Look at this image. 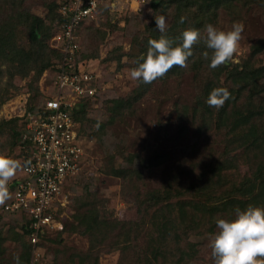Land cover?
Wrapping results in <instances>:
<instances>
[{
    "label": "rangeland",
    "instance_id": "rangeland-1",
    "mask_svg": "<svg viewBox=\"0 0 264 264\" xmlns=\"http://www.w3.org/2000/svg\"><path fill=\"white\" fill-rule=\"evenodd\" d=\"M60 1L0 0V154L21 163L17 134L20 115L24 108L36 107L43 103L47 94L54 93V65L58 63L59 48L52 40V32L59 27L57 5ZM150 2L117 0L105 3L80 27L82 60L99 74L102 89L95 98L82 103L83 111L79 110L83 113L80 122L87 156L82 170L69 184L71 194L62 209L66 232L48 241L45 264H79L77 256L73 262L71 256L86 251L95 235L90 237L89 233L82 234L70 226L75 216L84 214L88 207L96 213L98 221L105 220L97 223L106 239L101 245L105 243L107 247L102 252L101 264H167L161 257L155 258L156 243L149 239L148 220L158 217L160 228H169L163 210L172 208L179 212L173 205L195 198L193 194L199 195L196 189H203L206 184L213 195H226L227 191H221L218 183L220 172L227 177L225 185H230L250 170L242 148L233 137L234 130L241 127V103L250 88L241 79L249 80L248 75L229 74V69L219 72L218 76L212 75L215 69L209 67L210 60H204L197 65L199 69L174 71L150 84L130 78L131 69L146 54H138V45L133 44V40L145 30L152 16L164 14L161 11L152 14ZM163 16L169 24V16ZM35 19L38 23L36 40L31 38ZM234 22L244 27L228 68L242 62L259 68L261 88L264 85V2L235 1L219 9L213 26L226 31ZM210 87L232 91L230 99L219 110L206 103ZM258 96H263V92ZM116 99L124 101L120 107H116ZM254 118L250 122L258 119ZM247 125L244 124L243 129ZM254 153L262 155L258 149ZM235 155L240 157L238 169L231 161ZM115 168L131 170L133 176L123 181L121 175L112 173L111 169ZM20 169L9 182V191ZM82 177L95 192L94 198L89 200L93 204L88 207L81 205L82 200L85 201ZM200 196L201 200L203 195ZM242 201L243 208L235 205L241 210L250 204H246L243 197ZM137 202H143L145 216L137 214ZM219 202L214 201L215 216L226 213L218 210ZM253 205L259 206V199ZM234 213L229 209L226 218H232ZM196 214L202 217V220L196 218L200 224L211 219L209 215ZM173 218L179 221V213ZM135 219L144 220L139 230L130 225ZM188 230L181 225L179 233L181 246L188 248L192 244L195 249L188 264H213L209 241L217 230L216 224L213 227L193 225ZM0 232L5 238L2 244L5 255L0 258V264H15L13 256L21 259L28 246L21 220L3 211L2 205ZM169 235L176 238L175 231Z\"/></svg>",
    "mask_w": 264,
    "mask_h": 264
},
{
    "label": "trees",
    "instance_id": "trees-1",
    "mask_svg": "<svg viewBox=\"0 0 264 264\" xmlns=\"http://www.w3.org/2000/svg\"><path fill=\"white\" fill-rule=\"evenodd\" d=\"M238 0H151L149 6L152 8V14L153 12H164V14H167L169 16V24H168V30L167 35L172 38H176V42L179 43V36L180 33L186 29V28H195L200 30L201 35H204V28L207 24L215 25L216 19L218 16L219 9L232 5L233 2ZM259 2H264V0H257ZM59 4V3H58ZM104 5V4H103ZM100 5V8L103 6ZM162 14V15H164ZM157 15L155 14L154 18L151 17V22L146 25V28L144 31H142L141 35L139 37H136L133 40V44L138 45V54L140 53H146L148 48V40L149 39H157L161 35L159 31L156 29L155 24V17ZM159 16V15H158ZM184 16L186 17V20L184 23H179L180 17ZM64 20V17L60 15L58 12V5H57V24L59 25ZM38 23L35 19V21L32 24L31 28V38L34 40L37 39L38 34ZM55 30H53L54 32ZM52 32V34H53ZM81 48V45H80ZM204 51L210 50L206 48V46L203 44V42L198 43L193 46V55L189 57L188 60V67L190 69H196L197 65L199 63L204 62V58L202 56V53ZM57 58L56 61L61 60V52L57 50ZM83 58L82 55V48L80 49V59ZM83 61V60H82ZM229 64L231 62H228L225 65L219 66L215 68V70L212 73L215 74V76H218L219 72H222L225 69H229V74H246L250 77L249 80L241 79L245 82L246 85H250V88L247 92V96L245 97L244 101L241 103V109H240V117L241 122L239 127V130L235 131L233 133V137L235 138V141H237L238 147L242 148V154L246 158V163L250 167L249 171L245 172V175L243 178H241L238 181H234L233 183H230V185H225L224 183L227 180V177L223 175V172L219 174V179H217V182L219 180V186L221 191H227L226 195H220L217 196L213 195L210 190L208 189V185L206 184L203 189H196L199 195L193 194L195 198L185 201L183 204L182 202H176L173 206H176L178 208L179 212L172 211V208L170 210H166L164 212L165 218L169 221V228L161 229L160 228V221L158 220V217H153L152 219L148 220V230L149 232V239H152L156 243L155 247V258L158 259V257H161L162 261L166 262L167 264H188V261L190 258H193L195 249L192 248V244L188 246V248L185 245V248L181 246V239L179 238L180 233V226L184 225L185 228L191 229V226L197 225L201 227H213V224H215V221L217 218H226V215L228 214L229 209L233 210L235 212V209L237 206L236 204H240L242 206V197L245 199L246 204L250 203L253 204V202H257L259 199V206L264 205V85L262 87H259L258 80L261 77L259 68H251L249 67L247 62H242L241 64L235 63L232 65L231 68L229 67ZM56 68V65H54ZM241 66V67H240ZM240 67V68H239ZM54 68V69H55ZM187 68H180L178 66L173 67L168 73L172 74L174 71H180L184 72ZM198 68V67H197ZM199 69V68H198ZM201 72V70H200ZM199 72V73H200ZM167 73V74H168ZM258 73V74H257ZM210 79L207 78L206 81H209ZM205 81V82H206ZM210 83V81H209ZM215 83H213L214 85ZM253 84H257L256 87L253 86ZM212 89V87H210ZM241 89H239L237 92H239ZM100 92V91H99ZM98 92V94H99ZM135 91L132 90V94ZM209 92V91H208ZM261 92H263V96H258ZM232 94V91L230 92ZM135 95V94H133ZM206 96H208L206 94ZM89 99L86 98L84 101V104ZM118 102L116 107H120L121 104H123L124 101H116ZM43 103L39 104L36 107L28 106L29 109H35L39 108ZM83 111V108L81 109ZM80 110V111H81ZM80 111L77 112L76 117L79 121L82 120V115ZM255 117V118H254ZM258 119H257V118ZM254 118L257 120H252L250 122V119ZM239 120V118H238ZM240 121V120H239ZM259 121V123L257 122ZM257 122V123H255ZM244 124H248L246 128L243 129L242 126ZM236 127V126H235ZM80 129L84 132L81 122H80ZM18 142L20 140V129L18 131ZM19 144V143H18ZM259 150V153H261V156L254 155L256 150ZM250 157H253V159L250 160ZM239 155H235V157L231 158V161L235 163L234 167L239 168ZM238 159V161H237ZM252 164V165H251ZM110 168H114L113 166H110ZM112 173L117 175H121L122 180H130L133 176V173L131 170L128 169H122V170H116L111 169ZM222 170V167L220 168V171ZM229 173H232L229 171ZM82 181L84 186V199L85 201L81 205L89 206L91 203L89 200L94 198L95 192H92V185L88 182H85V179H80ZM133 181V180H131ZM229 187V188H228ZM196 188V187H195ZM194 189V187H192ZM138 193V192H136ZM152 195V194H151ZM200 195H203L202 199ZM158 196V195H157ZM152 197V196H151ZM152 199V198H151ZM196 199V200H194ZM80 198H78V201ZM194 200V201H193ZM219 200L220 206L217 208L219 211H224L226 213L220 212L221 215L213 214L216 210L214 205V201ZM143 202H137L135 203L136 212L138 215H143L144 210L143 205H141ZM181 205V206H180ZM172 206V205H171ZM221 207V208H220ZM185 208L184 212H180L181 209ZM189 211V212H186ZM90 212V214H89ZM197 212H200L203 217L209 215L211 217L210 220L204 221L203 224H200L196 222V218L198 217L199 220H202L201 215L197 216ZM91 208H87V211L81 215L75 216L74 222L71 224V229L74 231H80L82 234L89 233V236L95 235V240L92 245L86 250L81 253L73 254V257L71 256L70 260L73 262V259L77 256V262L79 264H101V259L103 257V251L106 250L105 243L101 245L103 241H105L104 235L99 231L97 228V223L105 222V220L98 221L96 213H92ZM172 213H175L173 215H177L179 213L180 220L174 221ZM9 215H12L13 217H18L21 222L22 226L24 228V236L26 239V218L21 212L16 213H7ZM91 217V220H90ZM164 218V219H165ZM107 221V220H106ZM166 221V222H168ZM110 222V221H109ZM144 220H141L140 222L135 220H131V224L133 227H135L137 230L141 227ZM207 222V223H206ZM95 230V234H94ZM188 230V231H189ZM175 231V239L170 237V233ZM66 232V224L64 223V230L61 232H58L56 234H50L48 233L45 236V249L47 246L48 241L50 238L54 236L61 237L62 234ZM89 239L91 240V238ZM5 238L3 237L2 233L0 232V258L2 259L5 255L4 253V247L2 244L4 243ZM26 243L28 246V250H26L25 255L21 256V264H28L30 253H31V245L26 239ZM119 251V250H118ZM122 251H119L121 253ZM48 257V254L45 250V258ZM146 259V257H145ZM139 264V263H138ZM143 264V263H141Z\"/></svg>",
    "mask_w": 264,
    "mask_h": 264
},
{
    "label": "built area",
    "instance_id": "built-area-1",
    "mask_svg": "<svg viewBox=\"0 0 264 264\" xmlns=\"http://www.w3.org/2000/svg\"><path fill=\"white\" fill-rule=\"evenodd\" d=\"M116 1L59 2L64 20L52 34L61 52L54 70V93L47 94L39 108L26 107L20 115V175L2 209L21 212L26 218V239L31 245L28 264H45V236L64 230L62 209L71 194L69 184L87 156L76 114L86 98H95L102 89L99 74L80 59V27L97 14L100 5Z\"/></svg>",
    "mask_w": 264,
    "mask_h": 264
},
{
    "label": "clouds",
    "instance_id": "clouds-1",
    "mask_svg": "<svg viewBox=\"0 0 264 264\" xmlns=\"http://www.w3.org/2000/svg\"><path fill=\"white\" fill-rule=\"evenodd\" d=\"M148 0H144L147 3ZM186 17L181 16L179 23ZM156 29L161 33L157 39L148 40L147 52L137 60V66L130 71V78L150 84L165 76L173 67L187 68L193 46L203 42L209 51L202 56L210 60L209 67L215 69L233 59L239 47L243 24L234 22L229 30L217 29L212 24L204 28V35L195 28L184 29L176 38L167 35L168 24L165 16L155 17ZM225 87L213 88L206 103L217 110L230 99ZM21 162L0 154V205L11 198L9 182L15 177ZM216 231L210 237L211 259L213 264H264V207L249 204L243 210L235 209L232 218H217ZM15 264H21L14 255Z\"/></svg>",
    "mask_w": 264,
    "mask_h": 264
}]
</instances>
